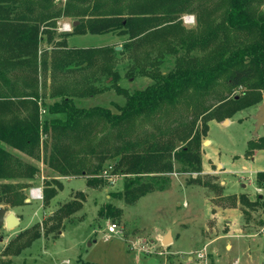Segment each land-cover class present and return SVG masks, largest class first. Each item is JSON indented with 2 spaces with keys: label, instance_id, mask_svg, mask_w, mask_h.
Instances as JSON below:
<instances>
[{
  "label": "trees",
  "instance_id": "1",
  "mask_svg": "<svg viewBox=\"0 0 264 264\" xmlns=\"http://www.w3.org/2000/svg\"><path fill=\"white\" fill-rule=\"evenodd\" d=\"M53 2L0 0V81L9 90L0 94V204H24V190L31 185L27 180L38 173L36 166L22 161L9 148L32 158L41 157L58 176H84L90 188L108 183L102 171L111 165V173L121 175L122 183L108 194L124 204L134 203L144 193L165 189L170 184L167 175L175 163L182 171H200V144L207 128L203 125L198 129L195 121L211 107L202 109L187 122L169 125L167 109L173 108L181 93L190 90L195 98L204 96L218 84L217 76L223 73L228 96L215 93L217 111L224 101L231 102L230 111L250 105L258 95L264 96V10L260 8L264 0H224V12L217 21L213 16L222 0H201L195 4L203 33L190 40L180 36L177 39L187 51L197 45L205 49L204 53L196 58H179L175 69L152 74L154 82L143 88L128 91L116 87L124 101L114 104L115 111L108 106L76 105L66 80L68 73L79 67H89L92 72L111 71L110 65L98 60H103L104 54L111 59L116 51L105 47H66L64 40L53 42L50 52L39 50L41 41L51 40L53 32L49 28L55 18L61 14L74 17L78 21L72 27L74 33H125L123 50L143 44L153 48L162 42L166 44L170 33L174 35L182 29L176 20L181 11L190 10L188 5L185 7L187 1L66 0L62 7ZM47 65L50 91L53 96L58 95V100L47 105L46 115L40 117L37 98L39 85L45 84ZM111 74L116 76L113 71ZM239 87H244V95L252 91L259 94L230 98L231 90ZM188 96L189 103L191 95ZM229 111L223 108L221 113H215L229 115ZM136 121L151 124L149 129L142 127L137 131ZM41 134L45 139H41ZM247 144L246 153L264 148V135L253 137ZM255 177L261 186L264 171L258 170ZM15 178L25 180L13 181ZM189 182L203 183L197 176ZM43 184L41 198L48 204L62 183L53 177L44 179ZM205 185L218 188L215 184ZM229 197L234 204L250 209L261 207L264 212L260 195L254 199L244 193ZM84 198V192L76 190L41 223L9 241L3 252L16 254L42 235L58 236L64 220L82 207ZM98 214L120 217L122 209L108 201L99 207ZM0 264L12 263L1 256Z\"/></svg>",
  "mask_w": 264,
  "mask_h": 264
},
{
  "label": "rangeland",
  "instance_id": "2",
  "mask_svg": "<svg viewBox=\"0 0 264 264\" xmlns=\"http://www.w3.org/2000/svg\"><path fill=\"white\" fill-rule=\"evenodd\" d=\"M65 1L54 0L53 3L62 7ZM186 1L185 7L188 5L190 10L181 11L176 20L182 29L175 31V36L170 33L167 43L162 42L159 47L143 44L136 49L123 50L121 45L126 41L127 34L117 30L103 34L74 33L72 27L76 19L61 14L49 28L53 32L51 40L41 41L38 48L50 52L51 44L60 40L65 41L66 47L114 48L116 53L111 59L104 54L105 60L100 57L98 62L105 61L116 76L111 71L92 72L89 67H79L68 73L66 82L70 85L71 98L76 105L108 106L115 111L114 104L124 101L116 87L128 91L143 88L154 82L152 74H166L175 69L179 58H196L204 53L205 49L197 45L187 51L177 39L180 36L190 40L200 37L204 31L194 11L195 4L201 0ZM224 7L222 0L220 9L217 8L213 16L215 21L224 12ZM260 8L264 10V3ZM62 24H69L70 29L63 30ZM114 46L121 49L116 50ZM49 68L45 71V78L43 76L45 84L42 87L39 85L37 100L40 117L46 115L47 105L58 100V95L53 96L50 91ZM217 78L218 84L210 93L196 98L190 90L187 94L181 93L179 101L166 112L170 118L167 122L173 126L187 122L202 109L211 107L195 121L198 129L203 125L207 128L200 144V171H182L175 163L173 171L167 175L170 184L165 189L144 193L134 203L124 204L108 194L112 189L120 188L122 176L119 174L113 175V181L106 180L108 183L103 186L90 188L84 176H58L43 163L41 157L32 158L9 148L22 161L36 166L38 173L27 180L31 185L24 190L25 198H28L27 201L24 199V204H0L6 212L12 211L19 218L17 225L9 228L0 226V257L10 259L12 264H264V212L261 207L250 209L234 204L233 198L229 197L244 193L254 199L261 194L264 202V183L259 186L255 177V170L264 168V148L257 149L254 154L252 151L246 153L247 141L264 135V123L256 129L254 119L264 96L258 95L250 105L230 111L231 102L224 101L218 111L221 113L223 108H227L229 115L224 112L216 114L218 96L215 93L228 96L223 73ZM5 91L9 92L8 86L0 81V94ZM243 92L244 87L233 89L229 97ZM189 94L191 99L188 103ZM252 94L259 93L252 91L243 95L250 97ZM193 100H196L194 105ZM135 124L139 131L142 127L149 129L151 123L136 121ZM41 139H45L44 134H41ZM192 176L200 177L204 185L189 182ZM53 177L59 178L62 187L48 204L42 198L29 197L32 187H41L42 197L43 180ZM209 183L218 188L205 185ZM76 190L84 192L85 200L79 210L64 220L58 236L42 235L16 254L3 252L9 241L16 240L25 229L41 223L58 205L68 201ZM108 201L121 207L120 217L98 214L99 207ZM111 223L116 225V231L107 232ZM167 232H170L172 241L162 244L161 237Z\"/></svg>",
  "mask_w": 264,
  "mask_h": 264
},
{
  "label": "water",
  "instance_id": "3",
  "mask_svg": "<svg viewBox=\"0 0 264 264\" xmlns=\"http://www.w3.org/2000/svg\"><path fill=\"white\" fill-rule=\"evenodd\" d=\"M77 23V20H73V25ZM116 50H120V46H114ZM237 97V96H236ZM255 119V127H257L260 124L264 123V102H261L257 109V113L254 115ZM27 201L28 198H25ZM19 223V218H17L12 211L6 212L4 207L0 205V226L4 225L6 228H9L10 226L17 225ZM172 238L170 236V232H167L163 238L161 239L162 244H169L171 242Z\"/></svg>",
  "mask_w": 264,
  "mask_h": 264
},
{
  "label": "built area",
  "instance_id": "4",
  "mask_svg": "<svg viewBox=\"0 0 264 264\" xmlns=\"http://www.w3.org/2000/svg\"><path fill=\"white\" fill-rule=\"evenodd\" d=\"M62 29L69 30L70 29L69 24H62ZM111 168L112 166L108 165L107 168L102 171V175L106 177L107 180L109 181H113V175H115L111 173ZM29 197L33 199H40L41 198V187H32L29 191ZM115 228H116V225L114 223H111L107 227V232H114L116 231ZM199 255H202V254L199 253Z\"/></svg>",
  "mask_w": 264,
  "mask_h": 264
},
{
  "label": "crops",
  "instance_id": "5",
  "mask_svg": "<svg viewBox=\"0 0 264 264\" xmlns=\"http://www.w3.org/2000/svg\"><path fill=\"white\" fill-rule=\"evenodd\" d=\"M68 31V30H67ZM254 137H256V136H254ZM259 149V148H258ZM264 150V149H263ZM258 150L257 149H254L253 151H252V154H254V153H256ZM251 159V158H250ZM254 159V155L252 156V159L251 160H253ZM258 170H262V171H264V168H258ZM258 170L256 169L255 171H257L258 172ZM260 196H262L261 194H259ZM235 208V207H234ZM161 238H163V236L161 237ZM172 241V240H171Z\"/></svg>",
  "mask_w": 264,
  "mask_h": 264
}]
</instances>
